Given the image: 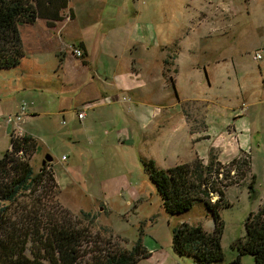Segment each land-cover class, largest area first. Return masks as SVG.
Masks as SVG:
<instances>
[{
    "label": "rangeland",
    "instance_id": "1",
    "mask_svg": "<svg viewBox=\"0 0 264 264\" xmlns=\"http://www.w3.org/2000/svg\"><path fill=\"white\" fill-rule=\"evenodd\" d=\"M145 2L151 15H145V23L152 28H159L162 34L169 32L170 35H162V38L167 40L166 43L170 42V46L173 45L165 58L168 62L163 63V75L167 80L166 91L173 94V88L175 92L177 87L179 91L192 88L191 92L194 94H203L206 97V101L184 100L181 103L183 115H179V118L181 116L185 119L190 131H193L192 138H195L190 143L192 150L196 156L200 154L203 162H207L213 155L222 163L244 154L249 158L245 176L239 183L227 185L223 190L224 205L218 209L219 245L223 258L214 264H225L239 254L231 245L244 235L246 216L250 212H256L264 203V0ZM256 52L261 55L258 60L252 58ZM138 54L145 52L137 49L136 55ZM177 54L179 74L175 88L169 83V70L173 65L171 60ZM192 58L199 60L198 67L204 66L205 76L200 69L201 79L194 75L191 78L188 73L187 63ZM44 78L45 80L34 81L28 95L17 100L28 105L29 100L34 102L29 95H40L37 100H41L56 96V92H60L63 97L65 92L59 91L58 84L49 77ZM157 83H154L155 87ZM201 87L205 88L204 93L197 92ZM102 100L106 99L98 97L89 103L91 106L84 107V121H88L89 125L86 128L79 127L73 119L75 116L66 115L65 112L45 116L40 114L23 125V128L28 127L33 130L30 132H35L39 146L29 160L33 170L37 171L45 154H49L57 177L64 183V186H59L55 181L54 195L47 192L42 198L39 193L40 201L46 200L43 203L47 207L49 203L50 208L62 210L68 213L71 220L86 225L90 232L89 242L97 239L98 247L107 246L109 241L110 249H129L140 238L147 252L146 257L140 260L141 264H200L190 254L178 255L173 252L172 229L181 222H186L211 231L214 226L211 213L203 203L196 201L183 213L167 214L143 170L141 157L137 153L133 154V150L131 168L124 171L121 167L123 173L117 175L119 166L113 155V150L119 151L113 145V136L117 133L112 130V125H103V114H98L104 112L108 117L110 110L106 112L100 104L92 109ZM47 108L54 110L51 103ZM75 112L76 110L72 112L73 115ZM175 119L168 121L170 124L165 130L172 125V128H177L178 133L174 139L176 142L178 139L176 149L178 148L180 155H186L188 151L184 146L188 144V136L184 134L186 138H183V133L180 132L181 120ZM71 126L74 128V136L78 138L75 142L69 141L65 136ZM131 127L133 139L137 142L135 126ZM104 130L108 133L104 135V142L108 141L112 149L101 150L88 143L97 134L102 136ZM8 147V139L0 133V156ZM126 147L127 145L122 146V149ZM171 147L172 150L175 144L172 143ZM133 149L136 150V145ZM195 154L192 153L191 159L187 161L192 160ZM62 155L64 158H61ZM172 158L173 156L168 157L169 160ZM92 160L100 162L99 166L103 164L97 166L96 174L89 172L93 165ZM163 161L160 160L161 163ZM100 183L113 188V194L101 195ZM215 198L213 195L212 200ZM30 204L28 198H21L19 207H28ZM40 208L42 207L39 206ZM17 211L16 215L20 213ZM86 213L89 215L85 216ZM40 223L43 224L44 220H40ZM85 244L87 245L83 242ZM87 247L84 246L83 249H89ZM84 255L80 259L88 257L87 253ZM240 262L253 264V258L249 254H241Z\"/></svg>",
    "mask_w": 264,
    "mask_h": 264
},
{
    "label": "crops",
    "instance_id": "2",
    "mask_svg": "<svg viewBox=\"0 0 264 264\" xmlns=\"http://www.w3.org/2000/svg\"><path fill=\"white\" fill-rule=\"evenodd\" d=\"M145 1L68 0L66 8L63 13L61 12L60 20L35 18L31 23L19 25L24 56L15 67L0 68V133L8 139V145L9 138L15 135L4 117L18 110L21 100L17 99L28 95L34 81L49 77L58 84L59 91L65 94L61 97V93L56 92V96L41 100H37L40 95H29L34 102L29 100L27 105L23 101L26 108L23 122L19 124L21 134H28L36 141L35 132H30L33 130H29L28 127L23 128V125L40 114L45 116L65 112L66 115L75 116L73 119L80 125L79 127H89L88 121H84L86 118L84 107L91 106L89 103L96 98L104 97L106 100L97 102L92 109L100 104L106 112L110 110L108 117L104 112L98 114H103L101 117L103 125H112V130L117 133V137L113 136V145L116 149L119 148V151L113 150L119 166L117 175L123 173L121 167L124 171L131 168L132 150L133 154H139V158L153 159L156 165L163 169L191 159V154L195 153L190 143L195 138H192L193 131H190L185 119L181 116L179 118V115H183L181 103L184 100L206 101V97L203 94H194L191 92L192 88L179 91L177 87L176 92L173 88V94L166 91L167 80L163 75V60L172 46L170 42L166 43L167 40L163 39L162 35L170 33L162 34L159 28H152L145 23V15L151 16ZM70 47L79 48L82 56L74 57ZM137 49L143 50L145 54L136 55ZM178 60V54L171 60L173 65L169 70V83L172 87L177 84ZM197 63L200 65L199 60L193 58L187 63L188 73L191 78L194 75L201 79L200 69L203 73L205 70L204 66L200 68ZM156 81L157 87L154 86ZM204 89L201 87L197 92L204 93ZM50 103L54 107L52 111L47 108ZM74 110L75 115L72 113ZM79 110H84L85 113L81 120L77 118ZM171 117L181 120L180 132L183 133V138L188 136V144L184 146L188 151L186 155H180L178 148L176 149L178 139L177 142L174 139L178 133L177 128H172V125L165 130L170 124L168 121L172 119ZM131 125L135 126L137 142L133 139ZM166 131H169V134H166ZM107 134L104 130L102 136L97 134L88 140V143L97 149H112L108 141L104 142V135ZM65 136L69 141L78 140L74 136L72 126L65 132ZM172 143L175 147L171 150ZM125 145L126 149H122ZM135 145L136 150L133 149ZM37 148L39 146L36 141ZM128 154L131 157L128 158ZM171 156L173 158L169 160L168 157ZM197 156L202 158L200 154ZM160 160L168 164L164 165ZM51 161L49 167L53 171L55 181L59 186H64L57 177ZM92 164L89 171L91 174H96L97 166L103 165L101 163L99 166L100 162L93 160ZM112 189L105 183H100L101 195L105 193L112 195ZM102 204L106 205L104 202Z\"/></svg>",
    "mask_w": 264,
    "mask_h": 264
},
{
    "label": "trees",
    "instance_id": "3",
    "mask_svg": "<svg viewBox=\"0 0 264 264\" xmlns=\"http://www.w3.org/2000/svg\"><path fill=\"white\" fill-rule=\"evenodd\" d=\"M67 2L0 0V68L15 67L24 56L18 28L21 23H31L35 18L60 20ZM35 149L36 141L30 135L11 136L9 147L0 156V264H141L147 252L140 238L129 249H110L109 241L107 246L98 247L97 239L89 242L86 225L71 220L62 210L50 208L49 203L47 207L43 203L46 200L40 201L39 193L42 198L47 192L54 195L56 182L49 162L33 170L29 160ZM140 162L167 214L183 213L196 201L211 213L214 223L211 231L186 222L172 229L173 252L190 254L200 264L220 262L223 253L219 245L218 209L224 205L223 190L227 185L239 183L245 176L249 164L247 155L223 163L214 155L207 162L195 156L165 169L151 158L141 157ZM21 198H28L31 204L19 207ZM84 246L89 249L84 250ZM231 246L239 254L225 264H241V254L251 255L253 264H264V203L256 212L248 213L244 235ZM85 253L88 257L80 259Z\"/></svg>",
    "mask_w": 264,
    "mask_h": 264
},
{
    "label": "built area",
    "instance_id": "4",
    "mask_svg": "<svg viewBox=\"0 0 264 264\" xmlns=\"http://www.w3.org/2000/svg\"><path fill=\"white\" fill-rule=\"evenodd\" d=\"M71 53L76 58H80L82 56L81 50L79 48H77V47H72L71 48ZM252 58L254 60H258V59L261 58V55L256 52V53H254L252 55ZM25 108H26V105H25L24 102H22L19 105L18 110L15 113L6 115L4 117L5 122L7 124H10L11 125L12 130L14 131L13 134L15 136H21L22 135L21 134V128H20V125L19 124H20V122H23V115L25 113ZM84 114H85L84 113V110L77 111V118L79 120L83 119L84 118ZM62 158H64V156H62Z\"/></svg>",
    "mask_w": 264,
    "mask_h": 264
},
{
    "label": "water",
    "instance_id": "5",
    "mask_svg": "<svg viewBox=\"0 0 264 264\" xmlns=\"http://www.w3.org/2000/svg\"><path fill=\"white\" fill-rule=\"evenodd\" d=\"M49 161H51V156H50L49 154H46V155L43 157L42 161H41V166L44 165L45 162H49Z\"/></svg>",
    "mask_w": 264,
    "mask_h": 264
}]
</instances>
